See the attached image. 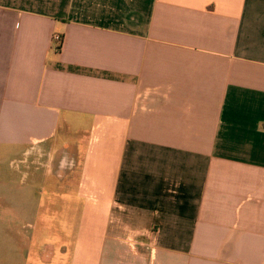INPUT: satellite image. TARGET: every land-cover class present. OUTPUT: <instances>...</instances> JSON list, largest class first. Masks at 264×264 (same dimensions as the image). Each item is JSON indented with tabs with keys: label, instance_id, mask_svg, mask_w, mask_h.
Returning <instances> with one entry per match:
<instances>
[{
	"label": "crops",
	"instance_id": "0c3cea01",
	"mask_svg": "<svg viewBox=\"0 0 264 264\" xmlns=\"http://www.w3.org/2000/svg\"><path fill=\"white\" fill-rule=\"evenodd\" d=\"M5 164V264H264V0H0Z\"/></svg>",
	"mask_w": 264,
	"mask_h": 264
},
{
	"label": "rangeland",
	"instance_id": "374dc122",
	"mask_svg": "<svg viewBox=\"0 0 264 264\" xmlns=\"http://www.w3.org/2000/svg\"><path fill=\"white\" fill-rule=\"evenodd\" d=\"M5 165L6 166L3 167V170H0V182H1L0 193L2 192L1 186L3 184L2 182V178L4 176L3 174L9 175L8 170H7L8 164H5ZM3 222H4V217L1 212V203H0V264H5L4 261L7 262L6 259H4V255H5V247L8 246V243H7L8 241L6 238H4ZM25 230L27 232L31 231L29 228H25ZM15 245L18 246L17 240H16Z\"/></svg>",
	"mask_w": 264,
	"mask_h": 264
},
{
	"label": "built area",
	"instance_id": "2783aa9c",
	"mask_svg": "<svg viewBox=\"0 0 264 264\" xmlns=\"http://www.w3.org/2000/svg\"><path fill=\"white\" fill-rule=\"evenodd\" d=\"M63 43V36L60 34H55L54 35V46L56 51H60Z\"/></svg>",
	"mask_w": 264,
	"mask_h": 264
},
{
	"label": "trees",
	"instance_id": "16d2710c",
	"mask_svg": "<svg viewBox=\"0 0 264 264\" xmlns=\"http://www.w3.org/2000/svg\"><path fill=\"white\" fill-rule=\"evenodd\" d=\"M61 50V49H60Z\"/></svg>",
	"mask_w": 264,
	"mask_h": 264
}]
</instances>
